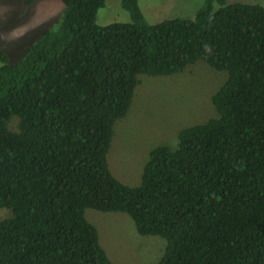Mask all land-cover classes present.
I'll return each mask as SVG.
<instances>
[{"label":"trees","instance_id":"1","mask_svg":"<svg viewBox=\"0 0 264 264\" xmlns=\"http://www.w3.org/2000/svg\"><path fill=\"white\" fill-rule=\"evenodd\" d=\"M60 1L20 59L0 47V208L13 213L0 264H114L87 208L164 238L155 264H264V4L205 0L194 18L151 23L121 0L131 21L101 25L106 0ZM197 61L228 74L217 116L154 147L137 186L121 182L108 154L141 75Z\"/></svg>","mask_w":264,"mask_h":264},{"label":"rangeland","instance_id":"2","mask_svg":"<svg viewBox=\"0 0 264 264\" xmlns=\"http://www.w3.org/2000/svg\"><path fill=\"white\" fill-rule=\"evenodd\" d=\"M205 0H139L147 20L156 23L168 18H194ZM264 0H228V2ZM60 0H0V47L9 62H16L47 29L56 27L63 16ZM131 21L121 0H106L98 10L97 22L106 25ZM226 71L215 70L197 61L185 71L170 76L141 75L128 114L114 126L108 154L110 170L121 182L137 186L150 151L162 144L175 147L180 129L217 116L213 94L223 84ZM14 117L11 127L16 128ZM12 210L0 208V220ZM98 229L101 245L114 264H155L163 255L166 240L158 235H141L132 218L124 212L93 208L85 211Z\"/></svg>","mask_w":264,"mask_h":264}]
</instances>
